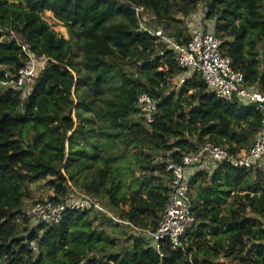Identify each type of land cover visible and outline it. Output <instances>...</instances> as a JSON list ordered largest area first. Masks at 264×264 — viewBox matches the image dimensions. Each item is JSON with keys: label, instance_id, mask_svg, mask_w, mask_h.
<instances>
[{"label": "trees", "instance_id": "1", "mask_svg": "<svg viewBox=\"0 0 264 264\" xmlns=\"http://www.w3.org/2000/svg\"><path fill=\"white\" fill-rule=\"evenodd\" d=\"M134 1L154 12L168 34L188 41L182 17L195 12L200 0ZM206 5V17L215 19L216 34L223 39L222 50L248 84L264 92V0H207ZM46 11L68 28V39L43 18ZM0 29V81L10 80L27 62L15 40L2 38L9 30L49 58L27 96L14 87L0 93V264H224L222 257L264 264V169L229 162L211 172L197 171L190 180L198 222L186 234L185 252L166 244L161 259L146 248L143 236H131L124 248L116 235L121 224L92 210L70 211L59 224L38 223L21 236L18 222L27 221L22 209L32 194L30 184L41 180L49 182L53 200L67 196L71 182L120 217L155 229L170 191L168 161L180 162L205 141L233 153L247 149L261 116L252 105L218 97L200 74L174 83L182 70L173 51L160 54L165 47L137 29L133 11L121 0H0ZM78 57L92 95L118 89L97 109L78 92ZM142 92L159 100L150 125L137 106ZM83 110H96L110 129L102 132L107 144L98 150L93 148L94 127L88 125L91 117ZM79 140L91 148V161L80 159L88 146ZM117 142L123 145L119 153ZM159 153L169 156L156 163ZM128 156L129 163L114 166ZM93 162L97 171L83 173Z\"/></svg>", "mask_w": 264, "mask_h": 264}, {"label": "built area", "instance_id": "2", "mask_svg": "<svg viewBox=\"0 0 264 264\" xmlns=\"http://www.w3.org/2000/svg\"><path fill=\"white\" fill-rule=\"evenodd\" d=\"M133 11L137 29L155 38L156 43L174 53V59L182 73L177 75L176 83L181 85L194 73L200 74L208 89L218 97L230 101L237 100L243 105H252L261 116V125L252 145L238 152L229 151L227 146L213 141H205L193 152L185 153L180 162L169 160L167 171L170 172V191L161 211L157 228L136 225L124 219L111 210L96 196L73 188L68 195L56 201L51 198L37 199L29 207L22 209V217L30 218L49 225L59 224L68 212L73 210H92L113 220L115 223L131 228L138 236L146 240V248H151L162 259L165 257L164 246L169 244L175 251H186L187 232L196 224L193 213L190 180L197 171L213 169L221 163L229 162L237 168L264 169V92L255 85L248 84L243 71L233 66L230 55L222 50L223 39L216 34L215 24L210 28L201 23L194 24L197 14H190L185 19L188 25V41L180 42L168 34L165 28L156 23V16L147 6L134 0H121ZM206 15V14H205ZM207 18V17H206ZM199 20H203L199 18ZM3 31V29H0ZM11 40L20 46L25 55L26 64L16 76L18 89L29 87L33 89L36 78L48 64L49 58L34 53L25 39L15 30H9ZM1 40V39H0ZM159 100L148 92H142L137 99L140 115L147 124H152L158 113ZM264 227V225H263ZM247 238V237H245ZM32 249L38 252V245L31 242ZM36 252V253H37Z\"/></svg>", "mask_w": 264, "mask_h": 264}, {"label": "rangeland", "instance_id": "3", "mask_svg": "<svg viewBox=\"0 0 264 264\" xmlns=\"http://www.w3.org/2000/svg\"><path fill=\"white\" fill-rule=\"evenodd\" d=\"M206 1L207 0H200L199 1L198 9L192 13L193 15H194V13L198 15L197 18H194L193 23L197 24V25H199L198 23H201L204 27L210 28V25L212 26L215 24V19L206 18V15H205L206 11H207ZM178 16H180V15H178ZM43 18L51 24V26L54 28V30L57 33L63 35L67 39L70 37V33L68 32V28L66 26H64V24L61 21L57 20L54 17V15L52 14V12H50V11L44 12ZM199 18H202L203 20H199ZM77 60L79 62L77 66L80 68V73L77 76V78L78 77L81 78V85H80V88L78 89V92H80L81 94H84V96L89 97L92 100L94 108L97 109L100 106L104 105V99L105 98L112 97L114 95V91L115 90L118 91V89H115V90L112 89L114 91H110V90L105 91L104 94L101 96L92 95V91L89 90V84H88L89 80H87L88 76L86 75V69L81 64L82 58L78 57ZM74 74L76 76L77 73L74 72ZM12 76L13 77H11V79L8 81H0V93L9 87H14V88L18 89L16 87V84H15L16 74H14ZM118 81L119 80H117V82L115 84H118L119 83ZM175 81H176V78H174L173 82L175 83ZM75 87L76 86H74L72 89L73 97H76ZM22 91H23L24 96H27L29 94V92L31 91V89L29 87H24L22 89ZM83 112L86 115L91 117V119L88 121V125L94 127L93 136H94L95 145L93 148H94V150H98L101 148V146L103 147L104 145L107 144L106 140L104 138L105 136L103 135L102 132L106 129L107 130H110V129L108 128L106 123H104L103 120L101 118H99V116L96 113V110H92V111L83 110ZM72 117L74 118V120H76V115L74 112H73ZM30 135L31 134L29 133L28 138H30ZM78 144L81 146L87 145V143L84 142L83 140H79ZM87 146L88 147L86 149L87 150L86 153L81 155L80 159L86 160V161H91L90 156L93 152L91 151V148L89 147V145H87ZM67 149H68V145H67ZM122 149H123V145L120 142H117L116 148H115L116 153H119ZM168 156H169V154H167V153L166 154L165 153H159L157 156L156 163L164 162ZM126 162L127 163L130 162L129 156L124 158V159H119L118 161H116L113 164H114V166H117V165L123 166V163H126ZM98 167H99V165L96 164V162H93L92 167L89 169H85L83 173H93V172L97 171ZM63 170H64V168H63ZM139 174H140V172L138 171L137 175H139ZM127 181L129 184H131V179L129 177L127 178ZM69 186H71V188L75 187L74 184L71 182H69ZM30 187H31L33 193L31 195V198L29 197V198L25 199L23 208L31 206L33 204V202L37 199L49 198L51 195H53V189L47 180H41L38 182L31 183ZM131 190H132V187L126 188V191L128 194L131 192ZM80 191H82V190H80ZM195 194H196V189L192 188V195L191 196L194 197ZM232 199H233V196L231 195V197L228 198V202L231 201ZM38 223H39V221H37L35 219L27 218V221H26V220L21 218L18 222L20 235L21 236H28L30 231L34 227H36ZM107 227L109 230L113 229V227H111V226H107ZM118 231L119 232H117L116 235L119 238L120 245L124 248L130 246V244L132 243L133 239L131 238V236H138L139 235V233H135L131 228H128L127 226H124V225H121L120 228H118ZM37 256H38V252H37L36 257ZM219 262H223L224 264H237V260L224 258V257H222Z\"/></svg>", "mask_w": 264, "mask_h": 264}, {"label": "crops", "instance_id": "4", "mask_svg": "<svg viewBox=\"0 0 264 264\" xmlns=\"http://www.w3.org/2000/svg\"><path fill=\"white\" fill-rule=\"evenodd\" d=\"M33 193V192H32ZM32 195V194H31ZM30 198H31V196H30Z\"/></svg>", "mask_w": 264, "mask_h": 264}]
</instances>
